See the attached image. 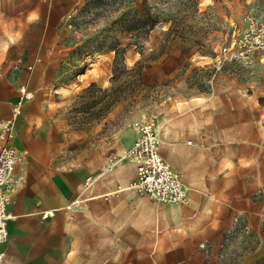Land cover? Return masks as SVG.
<instances>
[{
	"label": "crops",
	"instance_id": "0c3cea01",
	"mask_svg": "<svg viewBox=\"0 0 264 264\" xmlns=\"http://www.w3.org/2000/svg\"><path fill=\"white\" fill-rule=\"evenodd\" d=\"M78 1L0 0V119L13 117L19 103L28 123L17 132L14 120L20 157L2 264H264V78L153 104L159 152L188 188L185 203L156 202L134 188V162L115 155L137 137L135 121L111 135L99 167L68 161L78 142H64L62 125L55 140L50 135L52 112L71 102L55 82L75 54L64 35L48 37V29L61 30ZM16 57L30 70L10 71ZM89 80L83 72L71 82Z\"/></svg>",
	"mask_w": 264,
	"mask_h": 264
},
{
	"label": "rangeland",
	"instance_id": "374dc122",
	"mask_svg": "<svg viewBox=\"0 0 264 264\" xmlns=\"http://www.w3.org/2000/svg\"><path fill=\"white\" fill-rule=\"evenodd\" d=\"M147 2L157 21L146 29L136 24L126 28L142 0H79L61 30L48 29V37L64 35V45L75 54L55 82L63 87L59 93L71 94V102L56 106L47 123L53 140L61 131L55 126L62 125L64 142H78L67 153L69 162L90 159L99 167L112 149L111 135L130 120L151 123L152 106L160 99L191 89L210 92L217 83L264 78V53L251 63L215 59L224 58L222 48L243 31L246 16L264 20V0ZM23 63V57H16L10 71H29ZM83 72H88L89 83L76 87L71 81ZM14 107L16 131L22 132L28 123L19 103ZM124 151L116 157L123 158Z\"/></svg>",
	"mask_w": 264,
	"mask_h": 264
},
{
	"label": "built area",
	"instance_id": "2783aa9c",
	"mask_svg": "<svg viewBox=\"0 0 264 264\" xmlns=\"http://www.w3.org/2000/svg\"><path fill=\"white\" fill-rule=\"evenodd\" d=\"M241 33L231 42V46L222 48L224 58L218 60L242 61L251 63L256 54L264 53V20L248 15ZM24 91V87L21 89ZM133 126L138 135L125 151L124 157L134 162L136 179L134 188L149 195L156 202L185 203L188 200V188L182 181L181 174L162 157L159 152L160 138L148 121H135ZM14 137V119H0V244L7 237V223L11 218L8 203L17 189L12 177L19 160V153L12 144ZM111 165L102 167L110 170ZM88 177L85 184L91 183ZM206 248L205 243L199 245ZM4 253L0 249V264Z\"/></svg>",
	"mask_w": 264,
	"mask_h": 264
},
{
	"label": "trees",
	"instance_id": "16d2710c",
	"mask_svg": "<svg viewBox=\"0 0 264 264\" xmlns=\"http://www.w3.org/2000/svg\"><path fill=\"white\" fill-rule=\"evenodd\" d=\"M157 21V17L147 0H142L141 5L134 11V14L126 21L127 30L133 29L134 26H139L142 29L152 27ZM136 24V25H134Z\"/></svg>",
	"mask_w": 264,
	"mask_h": 264
},
{
	"label": "bare ground",
	"instance_id": "6f19581e",
	"mask_svg": "<svg viewBox=\"0 0 264 264\" xmlns=\"http://www.w3.org/2000/svg\"><path fill=\"white\" fill-rule=\"evenodd\" d=\"M23 96H25V97H31L32 96V92H30V91H24L23 92Z\"/></svg>",
	"mask_w": 264,
	"mask_h": 264
}]
</instances>
